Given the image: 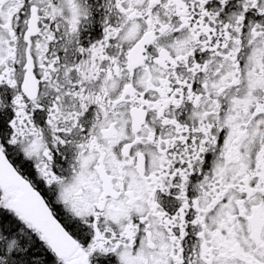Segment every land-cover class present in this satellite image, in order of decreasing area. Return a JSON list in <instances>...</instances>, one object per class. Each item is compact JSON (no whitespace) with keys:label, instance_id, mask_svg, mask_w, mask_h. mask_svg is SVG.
Listing matches in <instances>:
<instances>
[{"label":"snow or ice","instance_id":"obj_1","mask_svg":"<svg viewBox=\"0 0 264 264\" xmlns=\"http://www.w3.org/2000/svg\"><path fill=\"white\" fill-rule=\"evenodd\" d=\"M0 264H264V0H0Z\"/></svg>","mask_w":264,"mask_h":264}]
</instances>
